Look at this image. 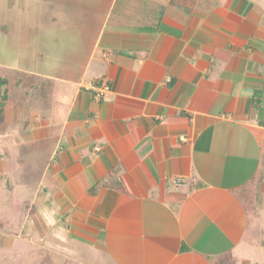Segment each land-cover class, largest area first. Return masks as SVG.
<instances>
[{"label": "crops", "instance_id": "1", "mask_svg": "<svg viewBox=\"0 0 264 264\" xmlns=\"http://www.w3.org/2000/svg\"><path fill=\"white\" fill-rule=\"evenodd\" d=\"M183 1L33 0V67L0 75L27 79L0 87V124L33 102L20 135L40 155L0 182L38 242L86 240L102 264H261L239 246L264 256V0ZM0 139L9 163L19 140Z\"/></svg>", "mask_w": 264, "mask_h": 264}, {"label": "rangeland", "instance_id": "2", "mask_svg": "<svg viewBox=\"0 0 264 264\" xmlns=\"http://www.w3.org/2000/svg\"><path fill=\"white\" fill-rule=\"evenodd\" d=\"M190 1H183L187 8L196 6L199 2L206 4L208 0ZM12 67L27 69L33 67V0H0V75L3 72H8ZM23 87L24 90L19 89L18 94L28 91L26 86ZM42 111H46V109L44 108ZM18 117L20 121L0 124V138L6 139L9 135L16 136L19 142L17 141V146L13 148L18 153L28 157L25 163H22L23 168L20 164L21 169L15 168L12 165L14 162L11 161V156L15 155V151L11 147V156H9V153L6 155L9 163L0 161V176L10 171L8 177L11 184L12 182H25V178L22 176L27 177V173H33V171L29 172L30 168H33V159H36V155H40L38 154L40 152L36 151L37 148H33V142L27 144L21 142L20 135L23 134L24 129H27L30 119L33 117V102L28 105L27 111H22ZM29 182L33 183V177ZM1 183L3 182H0V213L9 216L13 224L7 229H3L0 225V264L103 263L100 252L86 240L83 241V239L73 236L70 243L76 247L77 252L68 254L65 251L62 252V250H55L50 246H46L43 242H38L37 239L40 241V238H38L40 235L33 234V231L29 232L21 229L19 218L7 202L10 192ZM245 250L251 256L259 257L258 262L264 264L262 250L256 243L251 246L246 242L240 244L239 253H244ZM251 262L253 264V261Z\"/></svg>", "mask_w": 264, "mask_h": 264}, {"label": "trees", "instance_id": "3", "mask_svg": "<svg viewBox=\"0 0 264 264\" xmlns=\"http://www.w3.org/2000/svg\"><path fill=\"white\" fill-rule=\"evenodd\" d=\"M27 81L26 78H23L22 76L18 77V76H13V75H8V76H4L0 78V87L3 84H8L10 82H15V84H21L22 82ZM174 81L171 80L170 84H172ZM2 98L0 100V122L3 119V111H4V106L6 104V99H7V94L6 92L1 94ZM256 188V177L253 178L249 183H247L246 185L242 186L239 188V192H238V196L241 198V200L243 201V205L246 208L247 212H249V214H254L255 211V205H254V193L250 195H245L246 190H248L251 187ZM244 193V194H242ZM183 249H185L183 247Z\"/></svg>", "mask_w": 264, "mask_h": 264}, {"label": "built area", "instance_id": "4", "mask_svg": "<svg viewBox=\"0 0 264 264\" xmlns=\"http://www.w3.org/2000/svg\"><path fill=\"white\" fill-rule=\"evenodd\" d=\"M93 89L96 91L97 96L102 98L112 89L111 82L107 77H101L93 82ZM182 181L183 178H177L175 183L179 184Z\"/></svg>", "mask_w": 264, "mask_h": 264}]
</instances>
